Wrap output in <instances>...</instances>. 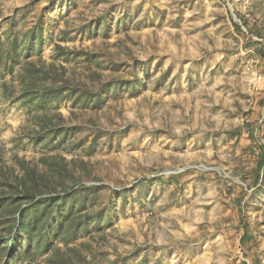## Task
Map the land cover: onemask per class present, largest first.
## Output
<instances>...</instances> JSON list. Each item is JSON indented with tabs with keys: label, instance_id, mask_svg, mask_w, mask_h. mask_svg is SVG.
<instances>
[{
	"label": "rangeland",
	"instance_id": "374dc122",
	"mask_svg": "<svg viewBox=\"0 0 264 264\" xmlns=\"http://www.w3.org/2000/svg\"><path fill=\"white\" fill-rule=\"evenodd\" d=\"M242 118L264 151V0H0V264L139 263L168 182H254Z\"/></svg>",
	"mask_w": 264,
	"mask_h": 264
},
{
	"label": "crops",
	"instance_id": "0c3cea01",
	"mask_svg": "<svg viewBox=\"0 0 264 264\" xmlns=\"http://www.w3.org/2000/svg\"><path fill=\"white\" fill-rule=\"evenodd\" d=\"M187 84L192 86L193 81ZM234 84L239 85L236 78ZM226 123L243 125V131H232L231 127L208 140L225 141L223 146L213 143L212 148L238 159L239 168L231 167L250 169L254 182H168L171 190L165 202L150 207L140 224L142 232L127 237L128 262L137 258L142 259L137 264H264V198L260 196L264 190V151L254 146L257 132H244L258 122L242 118ZM187 189L191 190L188 195ZM156 198L152 196L150 201Z\"/></svg>",
	"mask_w": 264,
	"mask_h": 264
},
{
	"label": "built area",
	"instance_id": "2783aa9c",
	"mask_svg": "<svg viewBox=\"0 0 264 264\" xmlns=\"http://www.w3.org/2000/svg\"><path fill=\"white\" fill-rule=\"evenodd\" d=\"M195 168L196 170H200V171H206V170H210V167H208V166H206L205 164H202V163H200V164H194V165H190V166H185V168ZM184 168V169H185ZM212 169V168H211ZM218 171V173L219 174H222L224 177H226V178H229V179H232L233 181H235V182H240V181H238V180H235L234 178H232L230 175H229V173H227L226 171H224V170H217Z\"/></svg>",
	"mask_w": 264,
	"mask_h": 264
},
{
	"label": "trees",
	"instance_id": "16d2710c",
	"mask_svg": "<svg viewBox=\"0 0 264 264\" xmlns=\"http://www.w3.org/2000/svg\"><path fill=\"white\" fill-rule=\"evenodd\" d=\"M238 28H239V26H238Z\"/></svg>",
	"mask_w": 264,
	"mask_h": 264
}]
</instances>
